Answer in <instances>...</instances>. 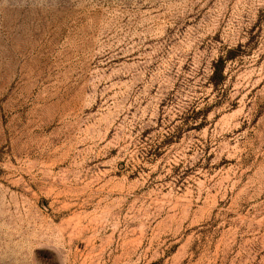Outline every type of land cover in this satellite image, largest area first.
<instances>
[{
	"label": "rangeland",
	"instance_id": "374dc122",
	"mask_svg": "<svg viewBox=\"0 0 264 264\" xmlns=\"http://www.w3.org/2000/svg\"><path fill=\"white\" fill-rule=\"evenodd\" d=\"M0 264H264V0H0Z\"/></svg>",
	"mask_w": 264,
	"mask_h": 264
},
{
	"label": "trees",
	"instance_id": "16d2710c",
	"mask_svg": "<svg viewBox=\"0 0 264 264\" xmlns=\"http://www.w3.org/2000/svg\"><path fill=\"white\" fill-rule=\"evenodd\" d=\"M219 63H220V61H218L216 66L214 67V74L213 75H217V72L219 71V69H218Z\"/></svg>",
	"mask_w": 264,
	"mask_h": 264
}]
</instances>
